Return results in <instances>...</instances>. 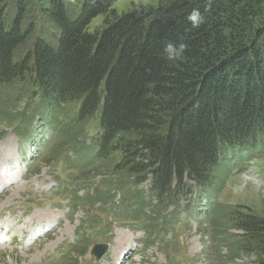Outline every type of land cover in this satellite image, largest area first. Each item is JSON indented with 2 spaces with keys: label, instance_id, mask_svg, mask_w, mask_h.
Masks as SVG:
<instances>
[{
  "label": "trees",
  "instance_id": "trees-1",
  "mask_svg": "<svg viewBox=\"0 0 264 264\" xmlns=\"http://www.w3.org/2000/svg\"><path fill=\"white\" fill-rule=\"evenodd\" d=\"M116 1L0 0V119L31 73L46 117L60 103L79 106L74 139L97 115L93 162H113L121 180L151 174L160 204L202 190L209 237L229 251L222 259L264 264V219L215 200L240 153L263 149L264 0H163L121 15ZM192 9L204 17L196 28ZM168 42L187 45L182 60L165 59Z\"/></svg>",
  "mask_w": 264,
  "mask_h": 264
},
{
  "label": "rangeland",
  "instance_id": "rangeland-1",
  "mask_svg": "<svg viewBox=\"0 0 264 264\" xmlns=\"http://www.w3.org/2000/svg\"><path fill=\"white\" fill-rule=\"evenodd\" d=\"M162 1L117 0L113 3L112 9L121 15L138 7L157 8ZM78 10L79 4L76 12ZM102 20L103 16L93 19L89 25V32H93L101 25ZM20 55L23 56L24 52L22 51ZM73 114V108L63 109L62 119L65 123L53 135L47 134L49 137L47 140L42 141L44 138L38 133L40 141L35 144V148L41 155H34L31 147L27 149L28 143L25 140L22 143V151L27 155L30 172L25 181H17L18 185L15 188L0 197V228L3 231L8 230L7 236L0 235V239L9 241L13 238L16 244L14 247L9 243L0 244V264H95L89 252L97 243H107L110 250L97 264H253L254 258L250 256L232 261L222 259L227 255V251L223 247L222 252H218V248L214 246L213 238L209 237L213 231L208 224L202 225L201 212L205 210L203 206L199 207L197 202L192 210L193 214H197L196 219H190L181 212L182 209L185 212L189 211V208H186L187 204L183 208L181 206L174 214L169 212L171 216H177L180 212L181 214L177 216L176 222H170L169 226L162 229L155 243L151 244L149 240H145L144 243L143 233L138 229V224L123 220L126 215L113 213L110 208L91 205L86 197H82L81 200L70 198L78 190H84L86 194L90 189L111 188L115 190L112 192L115 200H122L116 189L118 184L115 182L113 162L108 168L103 166L102 161L89 163L88 151L83 148L85 143H93L90 139L97 133L95 122L90 121L87 124L83 139H74L71 135L74 129L71 123ZM6 124L0 119V134L5 133L4 138L0 140V154L9 151L12 156L11 162L14 163L17 159L14 152L18 134ZM34 135L36 133H33L32 137ZM43 145L45 147L42 150ZM245 160L246 158L237 162L235 167L238 172L231 178H226L216 194L217 200L223 208L227 207L230 211L249 213L264 219V156L259 160L249 162ZM5 167L4 164L1 168ZM55 181L58 187L50 189ZM123 184L127 186L131 182L124 179ZM145 188L147 186L143 187V190ZM126 203L123 200L121 207ZM52 205L56 207L52 208ZM47 206L52 209H48ZM41 208L44 209L40 210ZM150 209L157 211L158 208ZM23 211L26 215L20 216ZM55 217L61 219V224H58L54 234L51 235L49 231V234L37 239L39 242L35 247L25 252L24 247L34 241L27 234L34 229L29 228L23 220L44 219L46 223H50ZM68 219L71 220L69 223ZM82 223H85L86 230L89 229V240L77 247L70 246ZM39 228L35 229V234L43 232ZM236 233L234 230L228 232L232 235ZM111 234L113 235L110 236ZM238 234L242 235L239 232ZM134 239L138 241L133 242ZM64 248L70 250L72 258L67 263H56L60 253H65ZM119 254L124 257L120 258Z\"/></svg>",
  "mask_w": 264,
  "mask_h": 264
},
{
  "label": "bare ground",
  "instance_id": "bare-ground-1",
  "mask_svg": "<svg viewBox=\"0 0 264 264\" xmlns=\"http://www.w3.org/2000/svg\"><path fill=\"white\" fill-rule=\"evenodd\" d=\"M262 139V138H261ZM93 145L91 144H84L83 145V148L87 151H91V147ZM53 148V147H52ZM4 157H5V160L2 161V163L0 164V169L1 167L5 164L7 165V168L3 171H0V197L5 195L8 191H10V189L12 188H15L18 183L17 181L15 180V177L12 176V172H13V167L10 165V164H7L6 163V159L11 161L12 158H11V155L9 153V151H6L5 154H4ZM2 158V155L0 154V159ZM42 194V193H41ZM68 223L71 221V220H67ZM25 222V221H24ZM46 224V220L42 219V220H38V219H34V218H31V220L28 221V225H29V228H32L34 230L30 231L29 235L27 234V236H29L30 238H32V234L36 231L35 229L37 228H43ZM61 224V223H60ZM59 224V225H60ZM223 227V226H222ZM56 228L52 229L49 233L54 234V230ZM1 230V229H0ZM5 232V231H4ZM48 233V234H49ZM39 242L37 240H34L32 242H30L29 244H27L24 248V251L27 252L29 251L30 249L33 248V246L35 247V244Z\"/></svg>",
  "mask_w": 264,
  "mask_h": 264
},
{
  "label": "clouds",
  "instance_id": "clouds-1",
  "mask_svg": "<svg viewBox=\"0 0 264 264\" xmlns=\"http://www.w3.org/2000/svg\"><path fill=\"white\" fill-rule=\"evenodd\" d=\"M186 19L191 23L193 28H196L203 22L204 17L199 9H192L191 12L187 15ZM186 50L187 45L183 42L179 44L168 42L163 48V53L167 61L177 62L184 58Z\"/></svg>",
  "mask_w": 264,
  "mask_h": 264
},
{
  "label": "water",
  "instance_id": "water-1",
  "mask_svg": "<svg viewBox=\"0 0 264 264\" xmlns=\"http://www.w3.org/2000/svg\"><path fill=\"white\" fill-rule=\"evenodd\" d=\"M107 247L104 245H98L93 248V256L95 257V261H98L105 253Z\"/></svg>",
  "mask_w": 264,
  "mask_h": 264
}]
</instances>
